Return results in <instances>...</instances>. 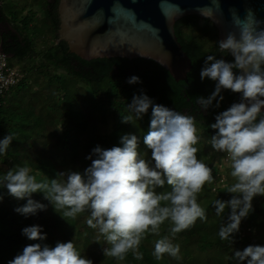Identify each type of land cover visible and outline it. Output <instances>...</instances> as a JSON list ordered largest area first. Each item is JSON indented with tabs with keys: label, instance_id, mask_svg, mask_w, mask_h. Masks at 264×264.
I'll return each mask as SVG.
<instances>
[{
	"label": "trees",
	"instance_id": "1",
	"mask_svg": "<svg viewBox=\"0 0 264 264\" xmlns=\"http://www.w3.org/2000/svg\"><path fill=\"white\" fill-rule=\"evenodd\" d=\"M58 1H34V5L44 12L45 20L41 18L40 24L39 20L31 18L36 15L34 10L17 23L10 21L4 10L6 1L0 0V23H6L10 27L9 31L2 34L1 52L7 56L10 65H19L24 74L17 85L0 96V136L4 137L9 133L14 135L6 155H0V176L9 169L14 170L17 166L24 165L29 166L33 174L37 173L38 181L63 179L57 175L60 172L83 173L91 164V160L86 157L95 146L99 145L104 149L122 146L120 138L130 133L138 136L139 151L154 165L151 150L143 144V135L150 124L151 108L139 120L134 118L132 123L121 122L122 116L130 114L128 104L133 95H138L143 90L154 103L195 118L196 127L204 138L195 145L199 149L197 158L203 162L209 159L206 164L212 169L214 178L198 195V203L205 208L207 219H197L191 228L173 239L172 242L180 246L179 260L168 255L160 261L155 260L152 252L155 241L160 237L148 234L139 248L143 253L142 260L134 259L129 253L125 260L118 261L104 255L103 249L109 245L102 237L100 243L96 242L98 230L88 227L86 223L90 213L84 212L75 220L64 218L63 210H56L42 192H36L31 198L46 207L37 210L34 215L25 216L15 209L26 204L27 198L16 199L9 195L6 187L0 186V264H8L26 245L32 243L54 247L57 242L72 241L80 254L92 260L93 264H234L229 259L234 250H242L250 244L264 245V196L253 198V211L242 219L233 245L221 241L218 236L219 227L223 220L226 221L230 209H225L224 217H218L213 201L229 200L233 194L226 192L225 188L232 183H229L228 173L226 177L225 174H218L216 164L219 165L221 160H216L218 163L215 164L216 156L214 153L208 156L203 140L208 141L215 134L216 130L210 125L222 110L217 109L214 103L203 110L196 103V98L209 96L206 78L203 81L200 78L206 56L214 55L228 62L234 59L230 54L219 52L217 31L208 34L212 28L216 30L213 23L197 15H187L175 22V34L192 65L187 80L176 81L167 70L150 59L102 57L84 60L70 52L67 43L58 40ZM12 16L19 18L15 13ZM199 20L203 21L202 25L198 24ZM39 37L44 45L35 54L34 48ZM45 40H51L52 44L45 45ZM38 56L42 58L41 62L34 66L27 64L30 60L39 58ZM15 59L19 61L18 64L14 63ZM51 71L62 72L65 77L60 78L57 74L52 76ZM35 75L41 82L36 95H31L30 81H34ZM133 75L138 76L141 82L128 84L127 79ZM43 81L46 83H42ZM232 94L234 102H239L240 94ZM12 100L14 102L8 110L7 105ZM109 118L112 119V129L100 133L99 125ZM48 136L53 139L45 141L41 148L33 146L36 143L42 145V140ZM208 147L210 149L211 145ZM32 153L35 154L34 157L29 158ZM14 161H17L15 166L11 165ZM6 163L8 168L4 167ZM222 176L227 181L224 184ZM170 190L167 183L162 188L155 189L157 193ZM32 225L40 226L45 235L43 241L29 240L22 234L23 228ZM170 227V222L166 221L161 226V236L169 235ZM242 264H246V261Z\"/></svg>",
	"mask_w": 264,
	"mask_h": 264
},
{
	"label": "clouds",
	"instance_id": "2",
	"mask_svg": "<svg viewBox=\"0 0 264 264\" xmlns=\"http://www.w3.org/2000/svg\"><path fill=\"white\" fill-rule=\"evenodd\" d=\"M237 24L236 32H228L217 42L222 54H231L228 62L207 55L200 71L203 81H215L214 91L207 97H197L196 103L207 110L220 106L224 99L222 90L240 94V101L233 102L226 110L215 116L210 127L215 131L207 141L216 152L226 154L230 175L234 183L225 191L233 194L227 201L215 199L216 216L224 217L219 227L221 241L235 243L242 219L253 211L252 200L264 196V28ZM211 62V63H209ZM138 76L127 79L128 84L140 83ZM218 97V99H217ZM151 108V119L143 135L144 146L151 150L154 165L139 151V138L125 134L120 138L122 146L104 149L95 146L86 159L91 164L83 173L60 172L63 179L37 180L27 166H17L0 176V186L6 187L9 195L16 199L27 198L26 204L17 207L22 215L35 214L45 205L31 198L42 192L55 209L63 210L64 218L75 220L84 212L88 227L98 230L100 237L109 245L104 255L118 261L129 253L136 260L143 259L139 251L141 242L148 234L160 237L152 252L155 260L165 255L181 259L180 246L172 241L177 234L191 228L197 221L207 219L206 210L198 203V195L206 184L214 180L212 169L197 158L195 147L201 140L197 134L195 118L156 104L143 90L134 94L128 104L129 115L122 123L139 120ZM14 135L9 133L0 139V155H6ZM95 156V158H93ZM165 183L170 191L157 193ZM169 221V235L161 236V226ZM29 240L43 241L39 225L22 229ZM234 264H264V245H247L236 249L229 257ZM8 264H93L83 257L72 241L57 242L54 247L47 244L26 245Z\"/></svg>",
	"mask_w": 264,
	"mask_h": 264
},
{
	"label": "water",
	"instance_id": "3",
	"mask_svg": "<svg viewBox=\"0 0 264 264\" xmlns=\"http://www.w3.org/2000/svg\"><path fill=\"white\" fill-rule=\"evenodd\" d=\"M57 11L58 40L81 59H150L176 81L187 80L192 67L175 34L180 18L210 20L218 41L238 35L237 24L264 28V0H59Z\"/></svg>",
	"mask_w": 264,
	"mask_h": 264
},
{
	"label": "rangeland",
	"instance_id": "4",
	"mask_svg": "<svg viewBox=\"0 0 264 264\" xmlns=\"http://www.w3.org/2000/svg\"><path fill=\"white\" fill-rule=\"evenodd\" d=\"M5 1L6 2H4V10L7 13L8 18L10 19V21H14V22L17 23L20 20V18H22L24 16H29L30 15V12L32 10H34L36 12V15H33V17H31V18H35V21L36 20H39L40 24H41V18L43 20H45L44 15H43V13H44L43 10L40 9V8H38L36 5H34V1L35 0H5ZM13 13H15L17 15V17H19V18H13V16H12ZM33 22H34V20H33ZM198 24L199 25H202L203 24V21L202 20H199L198 21ZM215 32H216V30L212 28L208 32V34L211 35V34H214ZM201 34H203V30H201ZM216 34H217V32H216ZM41 40H42L41 37H39L37 39V44L35 45V48H34L35 49L34 50V53L35 54L39 53L40 49H42L41 46L44 45L43 44L44 43L43 40L42 41ZM45 41H46L45 42V45L50 46V44H52V41L51 40H45ZM38 57L39 58L30 60L29 62H27V64L34 66L35 64L41 62L42 61L41 60L42 58L40 56H38ZM215 57H216V59H218L217 56H215ZM13 61H14V63H17V64L19 62L17 59H15ZM209 63H211V62H209ZM51 72H52L51 73L52 76H55V74H57L60 78L65 77L64 73H62V72H59V71H51ZM57 79H59V78H57ZM54 80H55V78H54ZM44 81L42 83L45 84L46 82H44ZM39 82H41V81H40V78L37 75L34 76V81L33 82L30 81V86L32 87L31 95L32 94L36 95V93H37V87L40 84ZM215 83H216L215 81H213V80H211L209 78H206V86H207V89L209 91V95L214 91ZM220 95H222L224 97V99L220 102V106L218 108L217 107L216 108L219 109V110L224 111V110H226L234 102L233 94H232V92L230 90H222V92H221ZM217 99H218V97H217ZM13 102H14V100H12V102L7 105V109L8 110L11 109V106H12V103ZM213 103L215 105L216 100H213ZM112 127H113L112 119L109 118L108 120H106L105 123L99 125V132L100 133L108 132V131H110L112 129ZM199 132H201V131L200 130L198 131V129H197V134L201 135V140L204 139L202 133H199ZM2 138L3 137L0 136V139H2ZM52 139L53 138H51V137L48 136L47 138H45V139L42 140V145L36 143V144H33V146L35 148H41L43 146V144H44L45 141L48 142V141H50ZM203 142L206 144V150L208 151V156H211V154H213V153L216 156V159H214L215 164L218 163V162H216V160H219V161L221 160L220 163H219V165L216 164V167L219 168L218 174H220V175L225 174V177H226V173H228L229 183H234V178H232L231 175H230V171L231 170H229L230 167H229V163H228L227 158H226V154L222 156V153L219 152L220 153L219 154L218 152L214 151L212 149V147H210V149H209V147H208L209 144L207 143V140H203ZM34 155L35 154L32 153L29 156V158L34 157ZM8 160H9V158H8ZM208 160L209 159L207 158L206 161H205V163ZM16 164H17V161H14V162H12L11 165L15 166ZM4 167L5 168H8L9 167L8 163L4 164ZM31 174H33V170H32V173ZM34 175H36V177H37V173H35ZM228 176H227V178H228ZM222 178H224V177L222 176ZM225 181L226 180L224 178V180L222 181V184H224Z\"/></svg>",
	"mask_w": 264,
	"mask_h": 264
},
{
	"label": "built area",
	"instance_id": "5",
	"mask_svg": "<svg viewBox=\"0 0 264 264\" xmlns=\"http://www.w3.org/2000/svg\"><path fill=\"white\" fill-rule=\"evenodd\" d=\"M23 76L22 71L15 64L10 65L7 56L0 53V96L17 85Z\"/></svg>",
	"mask_w": 264,
	"mask_h": 264
},
{
	"label": "flooded vegetation",
	"instance_id": "6",
	"mask_svg": "<svg viewBox=\"0 0 264 264\" xmlns=\"http://www.w3.org/2000/svg\"><path fill=\"white\" fill-rule=\"evenodd\" d=\"M10 27L6 23H0V44H3V41L1 39L2 34L6 31H9Z\"/></svg>",
	"mask_w": 264,
	"mask_h": 264
}]
</instances>
